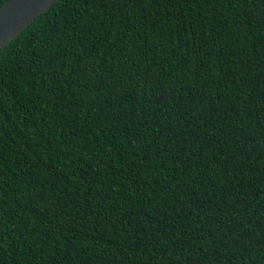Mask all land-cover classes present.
I'll return each instance as SVG.
<instances>
[{"label": "trees", "instance_id": "16d2710c", "mask_svg": "<svg viewBox=\"0 0 264 264\" xmlns=\"http://www.w3.org/2000/svg\"><path fill=\"white\" fill-rule=\"evenodd\" d=\"M0 264H264V0H56L2 45Z\"/></svg>", "mask_w": 264, "mask_h": 264}, {"label": "water", "instance_id": "95a60500", "mask_svg": "<svg viewBox=\"0 0 264 264\" xmlns=\"http://www.w3.org/2000/svg\"><path fill=\"white\" fill-rule=\"evenodd\" d=\"M56 0H5L0 6V47Z\"/></svg>", "mask_w": 264, "mask_h": 264}]
</instances>
